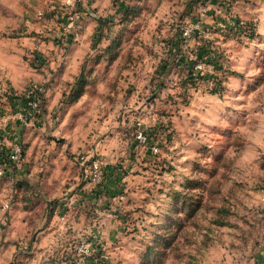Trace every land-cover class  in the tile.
<instances>
[{
  "label": "clouds",
  "instance_id": "9594fccd",
  "mask_svg": "<svg viewBox=\"0 0 264 264\" xmlns=\"http://www.w3.org/2000/svg\"><path fill=\"white\" fill-rule=\"evenodd\" d=\"M121 2L127 13L118 11ZM204 2L207 7L186 16L187 0H103L101 11H93L91 0H0V15L22 9L0 32V41L14 34L17 43L26 35L27 21L41 22V10L55 5L61 14H72L83 5L72 15L73 23L61 25L63 34H49L66 38L72 33L76 40L58 45L43 65L39 84L25 81L29 88L24 91L15 80L8 83L7 69L0 71V114L5 118L0 134L12 136L5 142L16 163L8 178L0 168V264H264V61L258 59L264 51V0ZM208 9L213 16L205 15ZM87 27L102 28L111 51L99 46L82 60L72 92L63 75ZM145 32L150 39H144ZM181 33L180 52L170 51L168 41ZM129 40L143 41L152 52L148 64L156 71L146 72L139 56L130 60ZM199 46L211 51L197 60ZM178 54L197 61L199 74L189 76L183 65H176ZM162 64L167 68L161 73ZM132 73L139 87L129 103L116 94ZM61 84L65 95L52 105ZM29 91L39 96L33 111L42 118L41 128L34 118L29 122L30 113L19 104L15 110L9 107V96ZM77 96L79 103H74ZM94 99L120 120L108 123L106 135L93 128L90 138H75L81 112ZM33 132L42 144L35 166L26 143ZM53 158L57 170L66 166L71 172L61 174L71 188L54 192L47 175ZM106 165L113 175L118 170L129 178L127 186L112 181L111 187H123L115 198L103 194V185L99 196L92 193ZM16 181L25 182L19 191L13 188ZM72 189L76 193L69 197ZM14 195L39 202L45 212L37 219L29 215L28 226L17 227L10 203ZM54 195L67 204L63 217ZM52 214L56 219L49 224Z\"/></svg>",
  "mask_w": 264,
  "mask_h": 264
},
{
  "label": "rangeland",
  "instance_id": "374dc122",
  "mask_svg": "<svg viewBox=\"0 0 264 264\" xmlns=\"http://www.w3.org/2000/svg\"><path fill=\"white\" fill-rule=\"evenodd\" d=\"M213 4L216 3V0H211ZM91 3L94 5L93 11H101L104 8L103 0H101L100 4H96V0H91ZM115 6V4H114ZM197 7H207V4L204 2V0H187V3L185 4L184 14L186 16H191ZM127 7L121 2L118 6V11L125 12V9ZM83 11V5L78 4L76 5V8L72 14H69L68 12H64L61 14L58 11V6H53L49 8L48 10H41L40 12V23H34L33 21H27V23L24 24V28L26 29V35H24L22 38H20L19 43H17V37L16 35H10L6 40L0 41V71H3L7 69V71L10 74L11 79L8 80V83H12L13 80H15L17 85L23 86L24 91H28L29 85L24 84L25 81H30L32 83L39 84L40 78L42 76V68L45 62L48 61V58L50 55H54L57 51L58 45H67L71 43L73 40H76V37L72 33H67L66 38L60 36V35H49L50 33L59 31V33H64L65 29L64 27H61V25H68L73 23L72 21V15H75L77 12ZM22 14V9L15 8L14 7V14L13 15H0V32H2L5 28L10 26L16 19V16H19ZM207 16H213L214 12L212 9H208V11L205 13ZM107 17L101 16L99 17V20H106ZM196 20H193V23H196ZM208 22L205 21V24ZM30 26V27H29ZM146 28H149L150 25H145ZM156 28L159 29L160 26L157 23ZM155 31V29H152ZM162 35H163V29H160ZM197 36L199 35L198 32L195 33ZM39 38V43L37 44V39ZM144 39H150V36H148V33H144ZM164 39H166V35H164V38L160 41L163 43ZM129 42L133 45L131 49H129L126 53V55L129 56L130 60L137 59V56L141 58L143 61L142 66L145 71H156V69L150 68V65L148 64V57L152 56V52L149 51L147 48L144 47L143 41L141 43H136V41L129 40ZM78 47L76 49V52L71 60V62L66 66L65 72L63 75V80L67 84H72L75 88V79L76 75L78 73L80 64L84 58H86L92 50L99 46L109 47L108 41L106 40V37L104 35L102 28L93 29L92 27H87L84 32L80 34L79 40L77 41ZM210 44V42H209ZM7 49V51L5 50ZM123 51V49H121ZM109 51H111V48L109 47ZM13 52L18 53V55L13 54ZM186 57L185 55H183ZM178 58V57H177ZM187 58V57H186ZM119 59V56L116 57V60ZM153 60H155V57H152ZM258 59L261 61H264V51H261L259 53ZM116 60L113 61V63H116ZM176 60V58H175ZM187 60H189L187 58ZM182 60L177 62L175 61L176 65L180 66L182 65ZM208 62V61H206ZM165 65L167 68V64ZM198 65V64H197ZM197 65L195 66L196 69L198 68ZM259 66V65H258ZM163 69H165L163 66H160V71L162 73ZM124 73H121L123 75ZM123 83V92H118L116 95L120 98L127 97L129 103H131L134 99V95L139 87L138 83L135 80V73L131 74V77L128 81H121ZM42 85L35 88V92H40V87ZM65 88V84H61L60 87L55 91V94L52 97L51 104L55 105L56 102L65 95L64 91L62 89ZM22 96V95H21ZM21 97L16 101L17 104L20 105L21 108H23L24 101H21ZM79 99L75 101L74 103H79ZM48 99L45 95V108L44 113L45 115L49 114V109L47 107L48 105ZM100 101L98 99H94L93 103L89 105L86 112H81L80 118L83 119V123L79 127H74L73 133L75 138L78 139H88L91 137L92 129L96 128L101 132V136L106 135L107 133L103 130L107 128L108 123H110L113 119L119 122V117H113V114L111 111L108 110H102L100 107ZM16 107L14 108V110ZM26 114V113H25ZM34 116L28 117L29 122L35 119V127L41 128L43 127L42 118L39 115L38 112L33 113ZM52 119H55V115H52ZM5 118L2 114H0V121H3ZM17 124H20V121H16ZM26 127V125H25ZM24 128L20 129L19 134H23ZM2 135V137H1ZM32 139L31 141H27V148L31 149L33 151V165L39 161L40 158V148L42 147V144L38 140V134L33 132L31 133ZM12 136L9 135L5 137L3 134H0V142L1 146L8 148L9 144L5 142L6 140H11ZM48 140L52 141L55 138L54 137H48ZM64 137H61V143L64 141ZM100 137H97V140H99ZM136 143H139L136 141ZM134 147V145H133ZM150 152V150H149ZM26 151H24L23 155H26ZM122 167V166H121ZM50 171H48L47 175L52 180L53 184L55 185L54 192L55 191H61L66 188H71V184L68 182V179H66L64 176H62V173H66L68 176H71V172L67 169L66 166L60 167L58 170L55 167V162L53 158V163L50 165ZM40 174L44 175V169L43 166H41ZM133 178L137 177V173H132ZM99 183L96 185L95 188H93L92 193L95 196H99L101 194V186L103 185V194L104 195H112L113 198H115V195L117 194V191L120 192V194H123V187H121L119 190L111 187L112 181L115 180L117 182H122L124 186H127L128 184V176L127 172L120 173L118 170L115 171L113 175V169L111 165H106L104 169L102 170V176ZM8 181L7 179L4 180V183L6 184ZM25 182L23 181H16L13 184V188L17 191L21 189V187L24 185ZM78 187L81 189L80 195L83 196L84 193V185L81 183L78 185ZM3 192V187L0 186V193ZM74 193H76V189H72L71 192L68 193L69 197H71ZM54 200L57 202L58 206L60 207V216H65L67 214V204L65 201L61 200L59 196L54 195ZM21 201L20 203H16V201ZM14 209L17 211V221L16 226L17 227H27L30 221L27 219L29 215L33 217V219H37L40 217L41 214L45 212V208L42 207V205L39 202L34 203L31 199L28 197H17L13 196V199L11 200ZM2 207V205H0ZM7 215V214H6ZM56 219L55 214H52L48 217L47 223L52 224ZM7 223L11 224L13 221L9 219ZM223 226V224L221 225ZM32 241H35V233L32 235ZM31 247V244L29 245Z\"/></svg>",
  "mask_w": 264,
  "mask_h": 264
},
{
  "label": "trees",
  "instance_id": "16d2710c",
  "mask_svg": "<svg viewBox=\"0 0 264 264\" xmlns=\"http://www.w3.org/2000/svg\"><path fill=\"white\" fill-rule=\"evenodd\" d=\"M129 10L128 8L125 9V13H127ZM135 11V10H134ZM238 23V21H237ZM181 39H182V33H181V37L178 38L176 41H168L169 45H170V51L172 49H175L176 53H179L180 52V42H181ZM164 42V41H163ZM209 43V42H208ZM211 51L210 47L209 48H205L204 46H199L198 49H197V52H196V56H197V60H200V59H203L209 52ZM178 57V58H177ZM177 62L179 61H183L182 62V65L187 69L188 71V75L189 76H192L194 73L195 74H199L196 72V65H197V61H192V60H187L186 57H184L183 55H176L175 56ZM206 62V61H205ZM206 63H211V61H208ZM163 66L164 68H166L165 65H161ZM217 67H221V65H217ZM72 92H75V88L73 87V89L71 90ZM22 98L21 101L25 102V97L24 95L22 96H18V97H13V96H9L8 99L10 101V106H11V109L14 110V108L16 107V101L19 99V98ZM79 98V96H77L73 102L77 101V99ZM2 137V135H1ZM12 140V138H11ZM9 140V141H11ZM6 147V146H5ZM5 147H2L1 146V142H0V159L4 158L6 156V153H7V148ZM24 153V151H23Z\"/></svg>",
  "mask_w": 264,
  "mask_h": 264
},
{
  "label": "built area",
  "instance_id": "2783aa9c",
  "mask_svg": "<svg viewBox=\"0 0 264 264\" xmlns=\"http://www.w3.org/2000/svg\"><path fill=\"white\" fill-rule=\"evenodd\" d=\"M197 67H198V65H197ZM24 97H25V102L23 105V109H24L26 115H28L30 113V115L28 117H32V116H34L33 113H36L35 111H33L34 107H39V104H38L39 96H36L33 94L32 91H29L28 95H24ZM9 107L11 108L10 104H9ZM149 150L151 151V149H149ZM13 155H15V153H13L11 148L8 147L6 156L4 158L0 159V168H3L2 174H3V177H5V178L10 177L13 174V170H15L16 163L12 159ZM20 155L21 156L23 155V151H21ZM101 176H102V172H101ZM10 203H12V201H10ZM0 227H2V225H0Z\"/></svg>",
  "mask_w": 264,
  "mask_h": 264
}]
</instances>
